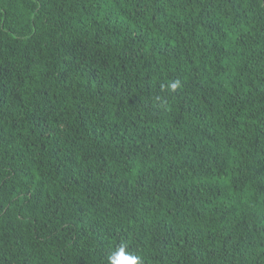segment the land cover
I'll use <instances>...</instances> for the list:
<instances>
[{
    "label": "trees",
    "instance_id": "trees-1",
    "mask_svg": "<svg viewBox=\"0 0 264 264\" xmlns=\"http://www.w3.org/2000/svg\"><path fill=\"white\" fill-rule=\"evenodd\" d=\"M121 243L264 264V0H0V264Z\"/></svg>",
    "mask_w": 264,
    "mask_h": 264
},
{
    "label": "clouds",
    "instance_id": "clouds-1",
    "mask_svg": "<svg viewBox=\"0 0 264 264\" xmlns=\"http://www.w3.org/2000/svg\"><path fill=\"white\" fill-rule=\"evenodd\" d=\"M177 86L178 84L172 85L173 88ZM107 264H143V260L140 256L130 252L127 244L121 243L110 252Z\"/></svg>",
    "mask_w": 264,
    "mask_h": 264
}]
</instances>
